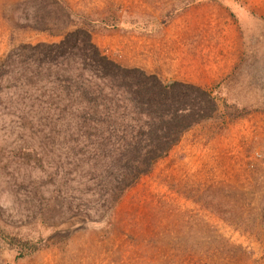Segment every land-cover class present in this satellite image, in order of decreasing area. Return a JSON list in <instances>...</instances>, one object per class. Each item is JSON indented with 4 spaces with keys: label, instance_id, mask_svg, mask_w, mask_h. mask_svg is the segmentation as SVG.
<instances>
[{
    "label": "rangeland",
    "instance_id": "1",
    "mask_svg": "<svg viewBox=\"0 0 264 264\" xmlns=\"http://www.w3.org/2000/svg\"><path fill=\"white\" fill-rule=\"evenodd\" d=\"M43 1L0 0V66L34 70L21 46L63 39L39 31L61 14ZM57 1L92 22L93 42L123 66L144 70L138 63L146 60L159 72L148 73L167 85L211 87L225 79L220 114L231 119L227 104L230 114L240 116L186 133L103 221L92 223L86 218L94 214L86 208L72 213L66 204L56 213L72 193L79 202V193L68 190L78 188L83 167L76 166L72 143H50L41 112L47 102L35 94V82L28 81L31 90L17 108L0 96V264H264V0ZM237 1L254 15L242 21L249 46L230 14ZM173 6L175 16L164 20ZM110 8L119 15L115 27L102 22ZM203 9L201 35L191 36ZM136 19L150 22L148 32L135 28ZM45 158L54 164L50 171L63 161L71 166L44 175L40 170L47 167L36 160ZM8 237L41 249L20 259Z\"/></svg>",
    "mask_w": 264,
    "mask_h": 264
},
{
    "label": "trees",
    "instance_id": "2",
    "mask_svg": "<svg viewBox=\"0 0 264 264\" xmlns=\"http://www.w3.org/2000/svg\"><path fill=\"white\" fill-rule=\"evenodd\" d=\"M46 1L53 3L61 14L52 25L40 27L39 31L63 39L59 43L21 46L34 70L10 71L1 65L0 96L8 98L10 106L17 108L31 90L28 81L35 82V94L47 102V108L42 107L41 112H46L44 121H47L50 143L56 142L60 147L72 143L78 152L76 166L83 167L78 188L68 190V193H79V202L72 193L56 213L60 215L66 204L72 213L81 214V208H86L94 214L86 219L97 223L103 221L143 177L150 175L160 160L169 156L186 133L209 121L233 122L240 115L230 114L232 108L227 104V116L231 119L226 120V116L220 114L225 79L211 87L179 81L167 85L155 74L123 66L93 42L96 27L92 22L83 16L81 21L57 0L43 2ZM230 8L234 9L230 14L239 22L242 43L249 46L242 21L254 15L238 1ZM177 9L173 6L164 20L167 16L171 20ZM107 12L102 22L117 26L120 19L116 10L110 8ZM140 21H133L135 28L148 32L150 22L139 24ZM47 162V158L45 163L36 160L37 165L47 167L40 170L44 175H52L62 166H71L63 161L50 171L48 167L54 164L47 165ZM260 223L264 229V203ZM8 244L18 250L20 259L41 249L33 241L16 237H8Z\"/></svg>",
    "mask_w": 264,
    "mask_h": 264
},
{
    "label": "crops",
    "instance_id": "3",
    "mask_svg": "<svg viewBox=\"0 0 264 264\" xmlns=\"http://www.w3.org/2000/svg\"><path fill=\"white\" fill-rule=\"evenodd\" d=\"M195 9H193V11L190 13V14H195ZM204 11H205V9H203V11L201 12V13H197L196 14V17L198 18H195V21H197L196 22V24L194 23L193 25H191V27H192V30H190L191 32H192V34L193 35H191V36H194V33H195V36H197V37H199V35H201V32H200V30H202V28L204 27V21H203V16H205L206 14H203L204 13ZM189 16H191V15H189ZM195 16V15H194ZM205 22H207V17L205 18ZM189 31V32H190ZM197 31H199L198 32V34H197ZM184 36V35H183ZM142 49V48H141ZM154 65H156V64H154ZM138 66L139 67H141V68H143L145 71H147V72H152V73H159V72H157V70H155L154 69V67L152 68L151 67V64H150V62H146V60H139V63H138ZM232 68V66L230 65L229 66V68H227V70H223L221 73H220V75L222 76V75H224V74H226V73H228L229 71H230V69ZM207 70H209V69H207ZM214 73V74H213ZM211 74H213V75H211ZM208 75L209 76H212V77H214L215 75H216V73L215 72H210V71H208ZM207 77V76H206ZM208 78V77H207Z\"/></svg>",
    "mask_w": 264,
    "mask_h": 264
}]
</instances>
